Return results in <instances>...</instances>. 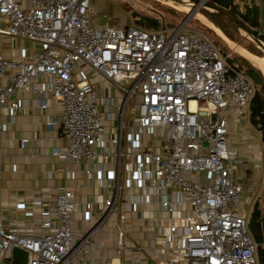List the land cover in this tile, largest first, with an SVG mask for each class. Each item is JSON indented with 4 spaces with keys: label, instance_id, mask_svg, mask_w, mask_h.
Wrapping results in <instances>:
<instances>
[{
    "label": "built area",
    "instance_id": "obj_1",
    "mask_svg": "<svg viewBox=\"0 0 264 264\" xmlns=\"http://www.w3.org/2000/svg\"><path fill=\"white\" fill-rule=\"evenodd\" d=\"M92 1L0 0V36L22 42L17 59L0 45V115L18 113L24 92L39 110L47 98L55 104L59 114L44 124L67 144L50 156L65 183L76 179L72 166L86 165L92 197L78 200L65 185L48 202L32 198L24 215L40 220L30 232L0 216V264L13 248L28 264H90L110 226L114 259L105 264L140 252L155 264H256L245 217L256 197L235 181L242 159L228 146L226 115H247L256 87L188 19L104 26L91 20ZM128 215L150 246L128 241Z\"/></svg>",
    "mask_w": 264,
    "mask_h": 264
},
{
    "label": "crops",
    "instance_id": "obj_2",
    "mask_svg": "<svg viewBox=\"0 0 264 264\" xmlns=\"http://www.w3.org/2000/svg\"><path fill=\"white\" fill-rule=\"evenodd\" d=\"M260 1L264 4V0ZM229 8L230 6H227V9ZM263 18L264 15L260 18L262 22ZM260 19L255 21L252 18L250 23L245 20L244 22H247L249 27L258 26L264 30ZM5 27V24L0 23V29ZM0 45L5 58L17 59L22 42L0 36ZM248 54L251 53L248 52ZM241 57L248 61L245 57ZM18 98L21 104V110L18 113L13 116L0 115V216H4V224L15 223L21 231L30 232L36 230L35 225L40 220L38 215L33 217L24 215L32 198L38 197L48 202L50 200L46 199L47 194H54L65 185L75 190L78 200H84L85 197L91 200L92 197L88 183L83 179L81 172L86 165L79 163L72 166L77 173L76 179L65 183L58 171L60 162L50 156L52 147H64L67 144L59 137L57 128L49 130L44 124L51 120L52 116L59 114V108L47 98V108L43 111L39 110L37 98L29 92L18 94ZM251 108L250 104L248 114L238 121L235 120L238 114L234 109L226 112L231 119L228 125V146L235 148L242 159L234 176L235 181L245 190L244 194L256 197L252 208L254 206L258 208L256 181L259 176L256 165L258 149L255 148H258L261 136L256 130L257 126H253L251 122ZM238 127L242 128L239 132ZM22 139L27 140L24 147H20ZM247 145H250L251 149H248ZM254 149L257 150V155ZM48 173H50V179H47ZM19 202L24 204V209L15 208V204ZM127 221L128 241L135 245L150 246L149 236L142 221L134 220L130 215L127 216ZM72 226L76 230L81 228L75 221ZM104 231L96 241L99 247L91 251L90 264H105L109 259H114L115 231L111 226ZM149 254L150 252L127 253L124 254L123 261L124 264H155V260Z\"/></svg>",
    "mask_w": 264,
    "mask_h": 264
},
{
    "label": "rangeland",
    "instance_id": "obj_3",
    "mask_svg": "<svg viewBox=\"0 0 264 264\" xmlns=\"http://www.w3.org/2000/svg\"><path fill=\"white\" fill-rule=\"evenodd\" d=\"M213 1V0H212ZM226 1V0H225ZM227 6L236 13L238 18L242 21L258 20L264 15V4L260 0H235V1H226ZM187 5V6H186ZM189 10L188 4L182 2L181 0H93L91 9L89 10L91 20L96 21L99 25L104 26H125V25H140L145 27H150L145 22L141 24L137 23L139 19H152L154 21L164 22L165 24H171L177 26L179 23L186 19V14ZM201 16L205 22L196 18V16ZM242 16V17H241ZM260 17V18H259ZM262 22V19H260ZM188 28L193 29L200 34H202L210 43L218 47L224 54H227L229 58L237 59L242 58L241 55H237L233 50L229 48L228 41L233 45L239 47L241 50L247 51V48H253L257 51L256 54L251 53L256 60L260 63V59H264V52L257 48L255 43L251 41L243 33L237 31V35L233 33V40L227 39L225 36L222 37L215 31L214 27L208 19H206L200 11L188 18ZM259 24V21H257ZM263 27H264V22ZM261 23V24H262ZM245 24L248 25L246 22ZM156 25V24H154ZM154 27V26H153ZM150 27V28H153ZM255 30V33L259 34L260 37L264 38V30L260 27L252 28ZM217 30V28H216ZM227 30L230 31V28ZM219 31V30H218ZM258 58H257V57ZM248 64L254 68L263 78L261 71L252 65L249 61ZM243 71V70H242ZM247 78L252 82V75H247ZM256 90L258 88L256 87ZM109 94H114V90L108 91ZM261 96L263 94L260 93ZM264 98V96H263ZM252 104V103H251ZM127 117V121H128ZM256 122V121H255ZM258 123V122H257ZM255 128V127H254ZM256 129V128H255ZM260 134V143L258 144V152L255 150L257 155V168L259 170V176L257 178V200L259 218L257 219L254 216H251L253 210L251 206L245 209L246 217V229L249 236L256 243L255 240H259V245L257 246L256 252V264H264V127L256 129ZM257 152V153H256ZM251 208V210H250ZM251 211V212H249ZM259 221V223H258ZM257 244V243H256ZM263 255H262V252ZM3 264H13L10 259L4 260Z\"/></svg>",
    "mask_w": 264,
    "mask_h": 264
},
{
    "label": "trees",
    "instance_id": "obj_4",
    "mask_svg": "<svg viewBox=\"0 0 264 264\" xmlns=\"http://www.w3.org/2000/svg\"><path fill=\"white\" fill-rule=\"evenodd\" d=\"M214 4L222 7V8H227V3L221 0H213L212 1ZM229 12L231 14H233L234 16H236V13L232 10V9H228ZM200 13L209 20V22L216 27L222 34L223 36H225L227 39L229 40H233L234 35L233 33H235L237 35V29L234 27L233 24H231L226 18H224L223 16H220L216 13H211V12H207L205 10H199ZM238 18V16H236ZM240 19V18H239ZM242 21V19H240ZM141 22H145L147 25H150V27H155V22L152 19H139L137 23L141 24ZM244 22V21H243ZM245 23V22H244ZM228 28H230V31L227 30ZM254 28V27H251ZM255 31V30H254ZM263 40L264 38L261 37ZM247 50L251 53L256 54L257 51L253 48H247ZM231 61L236 62L238 68H240L241 70H243L245 76L247 77V75L251 74L252 75V83L254 84L255 87L258 88L256 94L254 95L253 99H252V108H251V122L253 124V126H257V125H261V127H264V80L262 78V76L254 69L252 68L248 62H246L243 58H237V59H232ZM263 94V96L260 95ZM256 121V122H255ZM258 122V123H257ZM251 216L256 217L257 219L259 218V210L257 208V206L253 207L252 210V214ZM259 223V221H258ZM257 243V246L259 245V240H255ZM262 252V250H261ZM263 255V252H262Z\"/></svg>",
    "mask_w": 264,
    "mask_h": 264
},
{
    "label": "water",
    "instance_id": "obj_5",
    "mask_svg": "<svg viewBox=\"0 0 264 264\" xmlns=\"http://www.w3.org/2000/svg\"><path fill=\"white\" fill-rule=\"evenodd\" d=\"M184 1L188 2L191 5L186 14V19L191 17L193 14H196L199 9L211 13H216L226 18L231 24L234 25L237 31L247 36L251 41L255 43L256 46L257 45L264 46V40L259 36V34L255 33V31L251 27H249L239 18L231 14L227 8H222L214 4L213 2H200L199 0H184ZM9 259L13 264H28V253L23 250L13 248L10 252Z\"/></svg>",
    "mask_w": 264,
    "mask_h": 264
},
{
    "label": "bare ground",
    "instance_id": "obj_6",
    "mask_svg": "<svg viewBox=\"0 0 264 264\" xmlns=\"http://www.w3.org/2000/svg\"><path fill=\"white\" fill-rule=\"evenodd\" d=\"M182 2H184V0H182ZM186 6H187V5H186ZM193 15H194V14H193ZM196 18H199V20H201L202 22H205V23H206V21H205L201 16H198V15H197ZM206 24H208V22H207ZM214 29H215V31L221 36V38H223L222 35H221V33H220L218 30H216V28H214ZM228 45H229V48H230L231 50H233L235 53H237V55L239 54V55L245 57V58H246V59H247L252 65H254L257 69H259V70L261 71L262 75L264 76V59H263V60H260L261 63H262V64H260V63L256 60V58H255L253 55L248 54V52H245L244 50H241L239 47L233 45V44H232L231 42H229V41H228ZM257 47H258L260 50H262V51L264 52V46H262V45H257Z\"/></svg>",
    "mask_w": 264,
    "mask_h": 264
}]
</instances>
